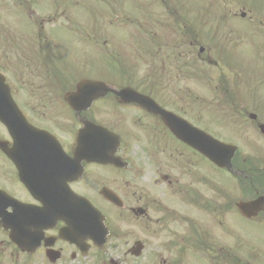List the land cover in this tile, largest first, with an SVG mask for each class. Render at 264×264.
<instances>
[{
    "label": "flooded vegetation",
    "instance_id": "flooded-vegetation-1",
    "mask_svg": "<svg viewBox=\"0 0 264 264\" xmlns=\"http://www.w3.org/2000/svg\"><path fill=\"white\" fill-rule=\"evenodd\" d=\"M5 4L0 0V13H6L2 9ZM13 4L28 6L30 18L38 17L33 0H13ZM148 19L146 24L150 22ZM35 29L32 28L29 39L33 44ZM261 41L262 48L264 40ZM196 42V38L190 42L191 50L185 51V57L194 54ZM0 45L3 48L0 73L14 98L19 82L9 71V47L2 41ZM26 47L29 46L24 40L16 45L21 67L25 56L20 51ZM30 49V58H38L36 47L32 45ZM202 55L199 50V65L196 59L190 63H197V69L203 73L200 63L204 59L215 64L219 60L209 54L205 58ZM188 62L178 63V69L183 64L188 66ZM253 72L237 71L231 79L225 75L219 77L208 87L214 96L210 100L209 96L200 97L203 109H193L186 94H174L175 101L164 99L165 103L156 96L155 87H150V91L133 87L215 139L235 145L232 169L217 167L209 157L182 141L167 126L163 115L149 112L135 102L124 103L113 92L97 99L86 111L85 117L111 130L121 140L115 162L83 161L84 174L69 182L77 194L87 197L105 215L109 234L104 243L92 233L70 232L65 220L49 214L43 215L48 218L47 224H38L34 229L28 226L29 231L20 230L22 220L18 218L30 216L29 208L38 210L44 205L32 195L22 181L23 171L7 154L15 143L0 122V264H264V250L245 240H251L246 235L250 228L264 234V203H256L264 199V72ZM34 77L38 83L39 75ZM255 84H259L257 89ZM128 85L113 86L117 89ZM21 97L17 95L22 103L24 97ZM170 104H174L172 108ZM65 108L69 109L66 104ZM21 110L27 112L23 106ZM106 112L112 119L122 116L113 124L96 118L98 113ZM26 116L37 127L52 131L29 114ZM52 132L64 151L74 156L76 135L67 141L60 139L56 131ZM33 168L34 165L31 172ZM99 170L111 174L101 178ZM37 172L41 180H47V185L42 182L41 185L54 187L53 180H49L53 176L51 166L40 171L35 167L34 174ZM62 184L63 178L59 177L57 185ZM242 201L250 206L255 204L248 214L239 207Z\"/></svg>",
    "mask_w": 264,
    "mask_h": 264
},
{
    "label": "rangeland",
    "instance_id": "rangeland-1",
    "mask_svg": "<svg viewBox=\"0 0 264 264\" xmlns=\"http://www.w3.org/2000/svg\"><path fill=\"white\" fill-rule=\"evenodd\" d=\"M3 1L6 13H0V41L9 47V71L19 82L17 95L25 98L21 97L22 103L17 95L14 99L27 110L25 114L49 126L62 140H72L80 126L72 109L65 108L63 96L81 79L97 77L146 91L153 86L160 100L172 103L174 94L189 91V83L196 92L201 90L200 70L197 63H190L199 57L201 46L205 48L203 58L209 54L219 60L216 64L207 59L200 63L203 81L214 84L222 75L231 79L237 71L264 72V41L260 46L264 40V0H33L38 17L33 15L32 19L28 6ZM244 11L247 15L242 18ZM35 27L33 44L29 39ZM152 36L157 41L150 45ZM194 38L198 40L193 46L195 52L185 57ZM22 40L29 47L20 51L25 56L21 67L15 50ZM32 45L38 58L29 56ZM185 60L188 66L183 64L178 69V63ZM34 75H39L38 83ZM258 86L255 84L254 89ZM203 92L209 100L214 96L207 89ZM199 101L192 99L191 107L201 108ZM119 115L112 119L107 112L98 113L96 118L113 124ZM110 174L108 170L98 171L101 178ZM246 235L251 238L246 241L264 250V234L250 228Z\"/></svg>",
    "mask_w": 264,
    "mask_h": 264
},
{
    "label": "water",
    "instance_id": "water-1",
    "mask_svg": "<svg viewBox=\"0 0 264 264\" xmlns=\"http://www.w3.org/2000/svg\"><path fill=\"white\" fill-rule=\"evenodd\" d=\"M0 84H1L0 85V120L6 124L10 133H13L19 139V141L15 142L16 143L15 149L19 150L22 146L20 142L22 141L23 137H25V135L31 136L33 132H38L40 130L35 129L34 126L31 125L26 120L23 113L19 111L16 102L11 97L9 89H7V87L4 85L3 79L0 80ZM77 86H78L77 91L67 95V98L70 101V104L72 105L73 108H79L80 106L85 108L86 105L89 104L90 99L95 98L96 96L100 94L102 95L106 94L107 91L111 90L110 87H108L103 82H100L98 80L94 81V80L85 79V81H81ZM118 93L121 95L122 99L126 102L134 101L139 104L141 103L150 112L153 111L155 113L163 115V118L165 119L167 125L170 126L172 130H174L177 136L183 139L184 142L186 141L190 143L191 145L197 147L204 155L209 156L213 160V162H215L217 165L222 166V167L230 166V160H231V157L233 156L232 146L230 145L227 146L223 143H220L219 141H215L213 138L210 139V138L205 137V135L204 136L201 135L200 134L201 132L197 130V128H193L188 123H185V121H182L178 116L166 111L165 109L157 105L156 102L151 97L149 98L143 94L137 93L135 90L131 88L123 89L119 91ZM95 128L97 127L92 124H89L83 129H81V132L78 136L79 145L76 150V156L74 158H71L68 155H66L69 158L70 162L77 164L82 159H85L87 161L88 160L102 161V159L108 155L109 149L110 150L113 149L112 144H111V147L109 145V147L104 149V151L100 148L99 145L102 142L106 143L107 141L100 134L101 130L99 129H102V128L98 127L99 128L98 130ZM40 132H42V134L47 137L46 135L47 132L45 131L44 132L40 131ZM107 133H110V132L108 131ZM110 135L114 136L111 133ZM49 138L53 139L54 142L56 141L55 138L52 137V135H49ZM96 144H99V145L96 146ZM8 154L10 155L11 158L15 160L16 164L18 165V161L16 160L17 155L14 153V151L12 150ZM53 154L55 153L53 152ZM41 157L42 156L38 158V161L36 162V164H39ZM79 170L81 171V167ZM29 171H30L29 167L24 168L23 174H21L22 175L21 178H22V181L25 182L26 186H28L31 191H34L35 189H37L36 188L37 185L41 182L47 185V180H41L36 175H32V173H30ZM73 179H74V173L71 170H69L66 176H64V180H63L64 185L55 186L53 184L54 187H51L49 185L50 190L55 194V196L59 197V199L57 198L55 200H61L65 202L66 204H68L67 211L71 210V213L74 212L76 209V206H74V203L70 202L72 201L71 199H73V201H76L74 200V198L78 199L80 196L74 194L71 191L69 194V192L64 187L68 188L67 181L68 180L71 181ZM59 187H63V188L60 190H56ZM69 197H71V199ZM69 206H72V209H68ZM254 206L255 204H252V206H250L247 203H242L241 209H243L244 212L248 214L249 211L252 210ZM65 208L66 207H64L62 210H64ZM41 211H43L42 213L44 214H49V216H51L52 218L53 216L55 218L62 217L63 219L71 223V217H67L65 216V214L60 213L61 210H60L59 205L54 206L53 210H51L50 207L47 206V209L45 210L42 209ZM18 219L22 220L21 227H20L21 231L24 229H27L29 231L28 226H30L31 229H34L35 227L38 226L37 222H32L30 220L31 218L30 216H28V214L25 216L24 219H22L21 217H19ZM74 228L76 227L74 226Z\"/></svg>",
    "mask_w": 264,
    "mask_h": 264
}]
</instances>
